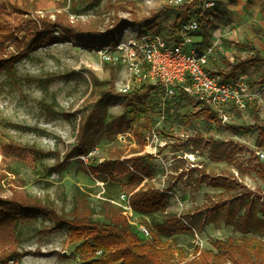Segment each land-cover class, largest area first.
Wrapping results in <instances>:
<instances>
[{
	"label": "rangeland",
	"instance_id": "obj_1",
	"mask_svg": "<svg viewBox=\"0 0 264 264\" xmlns=\"http://www.w3.org/2000/svg\"><path fill=\"white\" fill-rule=\"evenodd\" d=\"M214 1V20L205 27L210 45L215 46L211 68L229 72L231 64L253 55L252 49L264 57V0ZM10 2L22 5L33 0H0V18L5 25H28L26 21L35 16L31 9L18 16L9 9L11 14L3 15L2 8ZM192 2L195 0H184L186 4ZM49 3L47 15L53 21L57 14L68 13L72 22L87 26L98 23L103 34L116 22L131 24L115 36L113 44L131 38L137 30L135 22L146 19L152 20L149 30L171 40L178 16L171 0ZM197 7L189 5L182 13L183 20L194 16ZM0 34H6L5 29L0 28ZM200 34L205 45L203 29ZM53 35L54 41L40 45L14 64L5 62L0 67L1 197L28 193L55 202L60 212L68 214L78 191L87 194L94 205L106 198L121 202L129 172L145 167L151 176L145 177L141 187L155 188L169 196L166 214L156 218L160 221L176 219L188 224L196 213L205 215L219 202L230 203L248 192L255 200L260 198L259 207L264 204V179L256 173L263 161V141L258 130H247L264 123L263 64L238 71L250 83L253 101L246 112L234 113L224 126L193 116L188 99L174 98L164 104L160 90L136 80L120 54L114 52L111 56H120V60L112 62L104 58V46L98 43L91 45L84 39L73 42L61 38L59 32ZM12 55H18L14 46L1 57L9 59ZM129 81L134 84L133 92L145 93L148 89L149 96L120 94L119 87ZM126 123L129 128L124 131ZM151 128L156 129L159 140L154 148L143 146L136 136L137 132L145 136ZM83 140L96 144L88 156L79 155ZM220 176L230 179L235 188L226 193L209 185ZM234 180L247 188L236 186ZM260 216L263 218L264 212ZM128 217L138 230L142 216L133 212ZM149 220L154 227L151 217ZM166 226L171 228L172 224ZM150 234L149 239L151 230ZM19 237L20 252H30L18 258L20 264H85L78 249L80 243H72L66 229H52L43 216L33 225L22 227ZM233 237L244 235L232 226L210 224L201 234L180 233L163 239L192 259L197 248L211 249L212 241ZM176 258L179 262L178 252Z\"/></svg>",
	"mask_w": 264,
	"mask_h": 264
},
{
	"label": "trees",
	"instance_id": "obj_2",
	"mask_svg": "<svg viewBox=\"0 0 264 264\" xmlns=\"http://www.w3.org/2000/svg\"><path fill=\"white\" fill-rule=\"evenodd\" d=\"M201 1L195 0L191 4L184 3L177 6L178 16L174 22L176 39L184 22L182 13L189 5L197 6ZM49 5V0H33L31 3L26 2L22 5L10 2L8 7L2 8L3 15H9L10 10H13L12 13L18 16L31 9L30 11L35 16L26 21L28 25H23L24 22H21L15 28L5 25L4 20L0 18V28L6 31V34H0V67L5 62L14 64L16 60L31 54L40 45L54 41L55 32H59L61 38L70 39L73 42L84 39L88 40L91 45L98 43L106 46L116 42L115 36H118L126 25L131 26L126 21L116 22L112 25V29L103 34L99 30L98 23L94 22L87 26L83 22H72L68 13L57 14V19L53 21L50 15H47ZM7 10L9 12H6ZM151 22L152 20L146 19L143 22H135V25L143 31H148ZM203 31L205 32V47H208L210 45L209 33L205 27ZM19 35H22V38ZM11 46L15 47L18 55L3 59L1 56L5 55L7 48ZM252 52L253 55L239 64H231L232 68L229 72L218 68L212 70V74L230 79L239 76L240 69L264 65V57L260 52L255 49H252ZM261 79L264 81V74ZM155 88L159 91L161 86L157 85ZM132 94L138 97H148L149 90L146 89L145 93L138 91ZM181 99L191 101L194 108V113H191L193 116H203L209 121L221 123L219 116L210 108L201 106L200 102L187 96H181ZM128 128L129 123L124 124L123 130ZM247 130L259 131L260 139L263 141L261 147L264 148V123L249 126ZM136 136L143 146L147 145L143 133L137 132ZM79 146H82L79 155L88 156L96 144L92 140H83ZM140 170L136 168L135 172H129V181L125 184L124 193L130 196L134 212L142 216L141 223L151 230V239L139 235L130 218L124 215L121 207L112 202L114 201L112 198L100 200L94 205L87 194L78 191L74 197L73 209L68 214H64L53 201L19 192L9 198L0 196V264L8 263L12 258L21 260L30 255V252H20L22 243L19 231L26 225H33L40 216L51 222L52 229H66L72 243H80L78 249L85 264H264V217L260 216L261 212H264V204L259 207L260 198L255 200L248 192L234 197L230 203L221 201L209 208L207 214L198 212L194 218L190 217L189 225L176 219L164 218L160 221L156 218L166 214L169 207V196L155 188L141 187L145 177H150L151 173L147 172L145 167H141ZM256 173L264 179V160L259 164ZM230 183H233L230 179L220 176L209 185L228 193L235 188ZM234 184L247 188L237 180H234ZM149 217L152 218L154 227ZM168 223L172 224L171 228L166 226ZM210 224L232 226L244 237L214 240L211 249L197 248L192 259H188L184 250L178 249L175 244L163 239V237L170 238L180 233L201 234ZM177 252L180 255L179 262L176 260Z\"/></svg>",
	"mask_w": 264,
	"mask_h": 264
},
{
	"label": "built area",
	"instance_id": "obj_3",
	"mask_svg": "<svg viewBox=\"0 0 264 264\" xmlns=\"http://www.w3.org/2000/svg\"><path fill=\"white\" fill-rule=\"evenodd\" d=\"M171 4L180 6L184 0H171ZM215 6L214 0H202L197 13L182 23L177 39L173 37L168 40L158 32L143 31L137 26L131 38L104 46L103 56L109 61L118 62L120 56L111 55L114 52L120 54L136 80L153 86L160 85L159 97L164 104L168 100L187 96L216 112L225 126L231 122L234 113L247 111L253 94L245 76L225 79L211 72L210 59L215 46L205 47L200 33L214 20L212 12ZM132 81L123 83L118 89L119 93H132ZM145 138L150 148L159 146L155 128L149 129ZM260 156L264 160V153ZM121 199V202H112L123 209L124 215H132L134 210L130 196L125 194ZM137 231L142 237L150 238V230L144 224L139 225ZM6 264H20V260L12 258Z\"/></svg>",
	"mask_w": 264,
	"mask_h": 264
},
{
	"label": "crops",
	"instance_id": "obj_4",
	"mask_svg": "<svg viewBox=\"0 0 264 264\" xmlns=\"http://www.w3.org/2000/svg\"><path fill=\"white\" fill-rule=\"evenodd\" d=\"M24 263V262H23ZM116 264H120V263H116Z\"/></svg>",
	"mask_w": 264,
	"mask_h": 264
}]
</instances>
